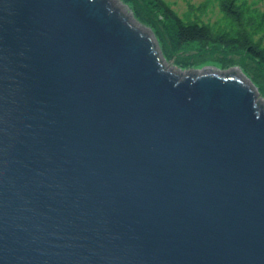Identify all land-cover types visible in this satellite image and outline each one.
I'll list each match as a JSON object with an SVG mask.
<instances>
[{"label": "water", "instance_id": "1", "mask_svg": "<svg viewBox=\"0 0 264 264\" xmlns=\"http://www.w3.org/2000/svg\"><path fill=\"white\" fill-rule=\"evenodd\" d=\"M248 80L164 66L116 0H0V264H264Z\"/></svg>", "mask_w": 264, "mask_h": 264}, {"label": "trees", "instance_id": "2", "mask_svg": "<svg viewBox=\"0 0 264 264\" xmlns=\"http://www.w3.org/2000/svg\"><path fill=\"white\" fill-rule=\"evenodd\" d=\"M155 33L162 53L182 68L239 65L264 97V11L247 0H216L221 22L201 17L207 2L177 13L165 0H121Z\"/></svg>", "mask_w": 264, "mask_h": 264}, {"label": "rangeland", "instance_id": "3", "mask_svg": "<svg viewBox=\"0 0 264 264\" xmlns=\"http://www.w3.org/2000/svg\"><path fill=\"white\" fill-rule=\"evenodd\" d=\"M165 1H167L171 5V7L179 14H182L187 9L189 4L191 6H193V7H196L198 4H200L201 2L205 1V2H207V4H206L204 13L201 16L203 18V20L208 21L210 23L221 22V14L219 12L216 0H165ZM247 1L249 2V4L254 5L259 10L264 11V0H247ZM116 3H117L118 8L120 10H122L123 12L128 14L129 16H131L134 19H136L134 16H132L133 15L132 10L127 4L123 3L121 0H116ZM146 27L148 28V30H149V32L151 34V37L153 38V41H154V43L156 45V48H157V50L159 52L160 57L162 58L164 66H166L168 68H171L174 71L177 70L176 72H178L180 74L188 73V72H191V71H194V70H198V69H201V68H204V67H208V66L220 67L219 65H217V64H215L213 62H208V63L202 64V65H198V66H195V67H191V68H182V67L178 66L172 59L171 60H167L165 58V56L162 53L161 47L159 45V42H158V39H157L155 33L148 26H146ZM233 67L239 69L242 73L245 74V72L241 69V67L239 65H235V66H231V67H227V68H233ZM246 77L249 79L248 80L249 83H251V84H253L255 86V87L253 86L254 89L256 90V92L258 93L260 98L264 101V97L259 93L258 86L255 83L252 82V80L250 79L249 76L246 75Z\"/></svg>", "mask_w": 264, "mask_h": 264}, {"label": "bare ground", "instance_id": "4", "mask_svg": "<svg viewBox=\"0 0 264 264\" xmlns=\"http://www.w3.org/2000/svg\"><path fill=\"white\" fill-rule=\"evenodd\" d=\"M125 9V8H124ZM173 70V69H172ZM177 71V70H176Z\"/></svg>", "mask_w": 264, "mask_h": 264}]
</instances>
